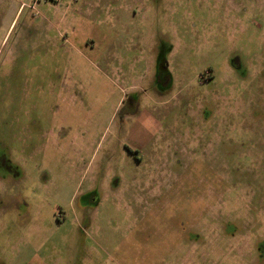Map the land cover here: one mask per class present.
<instances>
[{"label":"rangeland","instance_id":"374dc122","mask_svg":"<svg viewBox=\"0 0 264 264\" xmlns=\"http://www.w3.org/2000/svg\"><path fill=\"white\" fill-rule=\"evenodd\" d=\"M34 2L0 0V264H264V0Z\"/></svg>","mask_w":264,"mask_h":264},{"label":"built area","instance_id":"2783aa9c","mask_svg":"<svg viewBox=\"0 0 264 264\" xmlns=\"http://www.w3.org/2000/svg\"><path fill=\"white\" fill-rule=\"evenodd\" d=\"M40 0H35V4L37 3V2H39ZM50 1H52V2H59L60 0H50Z\"/></svg>","mask_w":264,"mask_h":264},{"label":"flooded vegetation","instance_id":"af4514ba","mask_svg":"<svg viewBox=\"0 0 264 264\" xmlns=\"http://www.w3.org/2000/svg\"><path fill=\"white\" fill-rule=\"evenodd\" d=\"M131 152V151H130ZM138 161H141V159L139 158V160Z\"/></svg>","mask_w":264,"mask_h":264}]
</instances>
